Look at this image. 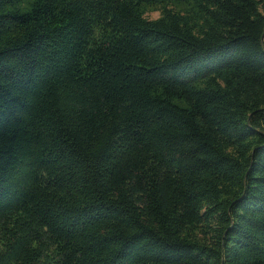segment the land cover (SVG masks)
<instances>
[{
    "label": "trees",
    "instance_id": "trees-1",
    "mask_svg": "<svg viewBox=\"0 0 264 264\" xmlns=\"http://www.w3.org/2000/svg\"><path fill=\"white\" fill-rule=\"evenodd\" d=\"M0 264H264V0H0Z\"/></svg>",
    "mask_w": 264,
    "mask_h": 264
},
{
    "label": "rangeland",
    "instance_id": "rangeland-1",
    "mask_svg": "<svg viewBox=\"0 0 264 264\" xmlns=\"http://www.w3.org/2000/svg\"><path fill=\"white\" fill-rule=\"evenodd\" d=\"M147 15H148L147 18L149 19H155L158 17L157 13H148Z\"/></svg>",
    "mask_w": 264,
    "mask_h": 264
}]
</instances>
